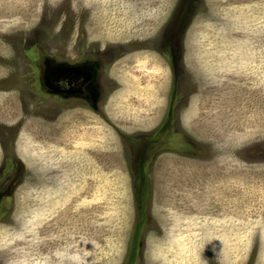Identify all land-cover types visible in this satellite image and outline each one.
<instances>
[{"label": "rangeland", "instance_id": "obj_1", "mask_svg": "<svg viewBox=\"0 0 264 264\" xmlns=\"http://www.w3.org/2000/svg\"><path fill=\"white\" fill-rule=\"evenodd\" d=\"M5 153L0 264H264V0H0Z\"/></svg>", "mask_w": 264, "mask_h": 264}, {"label": "flooded vegetation", "instance_id": "obj_2", "mask_svg": "<svg viewBox=\"0 0 264 264\" xmlns=\"http://www.w3.org/2000/svg\"><path fill=\"white\" fill-rule=\"evenodd\" d=\"M165 48H167V50H165V52H162V54L166 55L168 62H169V67H170V70H169V75H170V77H169V83H170L169 89L170 90L168 93L169 94L168 99L169 98L171 99V97H173V98L178 97L179 98L180 94L178 92H176L177 87L180 85V83H185L186 81H189V77H190L189 71H187V67H186L185 62H184L183 43L179 39H176L173 46L168 44L167 47H165ZM107 53L108 52H105V53L101 54L100 56L102 58H104L105 55H107V57H108ZM74 70H76V71L71 72L72 74H69L66 76H64V74L58 75V78L56 79V82L58 84V86H57L58 89L61 86H63L62 88H66V89L68 88L69 90L75 89L74 91H78L79 89H81L83 87L82 86L83 85L82 77L79 76V72H78V76H77V66H75ZM174 87H176V89H174ZM87 88H88V86H87ZM172 110H173V107L167 109L164 118L167 119V116L171 115ZM162 122H160V124ZM160 124L158 125L159 127H161L162 124L163 125L165 124L167 127L172 129V127H171L172 124H169V122L167 124L166 123H162L161 125ZM157 127L154 129V131L156 133L155 135H159V133L163 134L162 129L159 130V129H157ZM155 152H158V151H155ZM158 153L156 154V156L158 155ZM3 157H4V160L0 166V170L3 168L7 159L8 158L10 159L12 157V155H10V157H8V156H6V153H5V155Z\"/></svg>", "mask_w": 264, "mask_h": 264}, {"label": "trees", "instance_id": "obj_3", "mask_svg": "<svg viewBox=\"0 0 264 264\" xmlns=\"http://www.w3.org/2000/svg\"><path fill=\"white\" fill-rule=\"evenodd\" d=\"M139 211H141V210H139ZM137 228H138V227L136 226L135 231H134V238L132 239V241H134V243H133V244H134L133 248L135 247V244H136V242H137V241H136V239H137ZM130 255H131V259H132V258H133V255H134V252L132 251Z\"/></svg>", "mask_w": 264, "mask_h": 264}]
</instances>
